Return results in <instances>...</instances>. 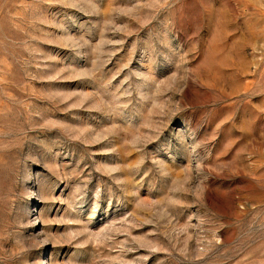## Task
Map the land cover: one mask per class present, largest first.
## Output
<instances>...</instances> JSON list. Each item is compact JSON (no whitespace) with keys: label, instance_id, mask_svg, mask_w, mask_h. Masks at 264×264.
<instances>
[{"label":"rangeland","instance_id":"1","mask_svg":"<svg viewBox=\"0 0 264 264\" xmlns=\"http://www.w3.org/2000/svg\"><path fill=\"white\" fill-rule=\"evenodd\" d=\"M0 264H264V0H0Z\"/></svg>","mask_w":264,"mask_h":264}]
</instances>
